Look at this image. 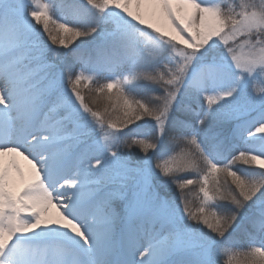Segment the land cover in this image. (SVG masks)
Wrapping results in <instances>:
<instances>
[{
  "label": "snow or ice",
  "instance_id": "obj_1",
  "mask_svg": "<svg viewBox=\"0 0 264 264\" xmlns=\"http://www.w3.org/2000/svg\"><path fill=\"white\" fill-rule=\"evenodd\" d=\"M0 264H264V0H0Z\"/></svg>",
  "mask_w": 264,
  "mask_h": 264
},
{
  "label": "trees",
  "instance_id": "obj_2",
  "mask_svg": "<svg viewBox=\"0 0 264 264\" xmlns=\"http://www.w3.org/2000/svg\"><path fill=\"white\" fill-rule=\"evenodd\" d=\"M85 98H86V102L90 103L91 102V97L94 95V93H89L88 90H85ZM191 191H195V189H192ZM193 203L195 204L196 201L193 200Z\"/></svg>",
  "mask_w": 264,
  "mask_h": 264
},
{
  "label": "rangeland",
  "instance_id": "obj_3",
  "mask_svg": "<svg viewBox=\"0 0 264 264\" xmlns=\"http://www.w3.org/2000/svg\"><path fill=\"white\" fill-rule=\"evenodd\" d=\"M57 15H59V13H57ZM45 39H46V37H45ZM102 106V105H101Z\"/></svg>",
  "mask_w": 264,
  "mask_h": 264
}]
</instances>
